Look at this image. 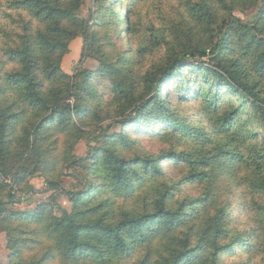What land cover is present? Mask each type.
<instances>
[{
  "label": "trees",
  "instance_id": "obj_1",
  "mask_svg": "<svg viewBox=\"0 0 264 264\" xmlns=\"http://www.w3.org/2000/svg\"><path fill=\"white\" fill-rule=\"evenodd\" d=\"M130 1L135 9L146 0ZM80 2L0 0V176L23 185L39 174L47 186L42 192L25 185L20 197L2 190L0 227L12 239L9 264H48L51 252L24 261L35 238L49 241L66 264H228L240 250L242 260L230 264H259L251 249L264 230L258 226L249 239L233 229L222 186L247 169L253 172L246 186L264 193V0H187L190 25L203 36L198 42L180 44L172 29L158 30L138 54L115 61L103 55L97 73L70 76L62 61L73 40L82 37L85 56H96L91 23L76 15ZM253 8L252 22L235 16ZM124 12L125 20L115 16L116 27L141 35L131 12ZM169 32L174 41H167ZM151 46H167L168 58L137 86L132 67ZM11 64L15 69L7 71ZM195 71L209 72L205 91L204 77L185 80ZM97 76L107 81L103 91L94 88ZM230 94L242 99L226 100ZM106 118L112 125L102 134H96L101 128L82 131ZM54 134L72 139L59 161L46 144ZM144 137H162L168 148L151 153ZM84 138L88 156H71ZM72 168L74 176L85 173L78 193L54 177ZM188 186L200 187V196H184ZM49 191L67 195L74 211L57 217L49 205L32 213L9 209ZM259 210L264 224V205Z\"/></svg>",
  "mask_w": 264,
  "mask_h": 264
},
{
  "label": "rangeland",
  "instance_id": "obj_2",
  "mask_svg": "<svg viewBox=\"0 0 264 264\" xmlns=\"http://www.w3.org/2000/svg\"><path fill=\"white\" fill-rule=\"evenodd\" d=\"M7 0H3L6 2ZM187 0H146L144 2H140L137 7L130 6V0H81L80 8L78 9L76 15L80 19L91 23V37L96 39V56H85L86 53L84 51L85 41L82 37H79L73 40L69 45V52L64 56L62 61V69L63 71L70 75H77L80 71H88L91 73H97L100 69L101 59L98 58L100 56L105 57V59L109 61H115L118 58H121L123 53L128 55L138 54L139 48L144 49L146 45H148V41L151 39L154 32L158 30H170L172 29L177 33L178 43L180 44H189L194 42H198L203 38L202 35L199 34L201 31L200 28H196L190 25V17L185 12L184 4ZM198 1V0H193ZM218 0H210L211 3H216ZM121 3V4H120ZM131 7V9H129ZM259 7V6H258ZM257 8V7H256ZM253 8L247 11H236L235 16L243 20L244 22H252L257 13V9ZM125 10L131 12L130 21L133 23L139 24V28L141 31V35L133 36L127 31L121 32L119 27H116V24L113 20H116L115 16L117 14L122 15V19L125 20L126 13ZM107 14V16H105ZM12 15L16 19H21V17L17 13H12ZM25 19H29L28 16L23 13L21 15ZM103 18L106 20L104 21ZM15 32L20 33L22 31L19 28L18 24H15ZM126 26V24H125ZM127 27V26H126ZM192 30V34L188 33ZM260 38L261 35H258ZM263 38V37H262ZM174 37L170 34L167 38V41H174ZM168 47L166 49L162 46L153 47L147 51H143L139 58H137L134 66L132 67L133 79L136 80V85H143V80L146 74L149 71L153 70V66L159 64L162 60H166ZM0 59L3 61V57L0 53ZM15 69L14 65H9L6 67L7 71H13ZM183 73V72H182ZM189 73V72H186ZM209 72L205 73L196 72L192 73L190 76H186L185 80L190 79H199L204 77L203 82L201 83L202 88H207L206 76H208ZM176 80H178L176 78ZM107 85V81L103 80L101 76L96 77L94 88L98 91H103L104 87ZM217 95V92H216ZM204 94L202 98H204ZM242 95L230 94L229 96H224L226 100L238 101ZM106 98V97H105ZM107 99V98H106ZM74 104V99L70 101ZM106 102L105 104H107ZM186 110V108H184ZM111 109H106V114L110 113ZM193 114H195V110H192ZM105 113L104 109L100 110V116H103ZM134 109L129 110L126 115L133 114ZM111 120L106 118L103 122L97 125V127L93 129H89V127H83V132H93L97 129L96 134L100 135L103 133L102 130L104 128H108L111 126ZM122 128L118 130L121 131ZM148 136V135H146ZM146 140L143 141V147L151 152L158 153L160 151L166 150L168 148V143H164L162 137L156 138V140L151 139L149 137H144ZM72 140V139H71ZM70 139H67L64 135L58 134L57 136L47 138L46 144L49 146V149L55 148L56 151L53 153V158L60 160L64 153L69 152L70 144L72 143ZM54 141L57 143L54 144ZM97 147V145H96ZM90 153V148L87 143V139L84 138L75 144L72 155L77 157H87ZM133 155V150L128 153V155ZM58 170V166H56ZM72 168L69 171H65L64 174L58 172L55 180L63 182V187L70 191L78 193L83 189V179L82 176L85 174L84 172H78L77 176H74L72 173ZM1 171V169H0ZM59 171V170H58ZM253 170L243 169L241 174H235L234 179L231 180L230 183L227 179V182L222 186V197L225 199L227 203H231L232 205V223L231 226L238 233L243 235L245 238H251V233L258 229V226H262L264 230V224H262V219L260 217L259 208L264 205V193L258 191L254 188L249 189L246 186V182H248V177L252 175ZM38 173H43L38 172ZM171 175L176 176V173L173 171ZM242 180V184L240 182ZM245 183V184H244ZM249 184V182H248ZM25 185H29L28 188L35 187V189L39 191H45L46 184L45 179L42 178L39 174H35V176L28 178L25 184H18V181L11 176H6L1 174L0 176V195L3 193V188L6 187L7 192H11L17 197H20L22 194V189ZM201 194V188L198 186H188L184 189V196H188L191 198H197ZM49 205L53 210V214L57 217L63 215V212L71 213L74 211V204L70 201L67 195H64L60 191H49L47 193H35L29 196V199L25 201L23 204H18L14 206H10L9 209L15 213H32L39 208L45 207ZM262 234V231H260ZM264 232V231H263ZM20 235H16V238ZM39 241H42L41 244H36ZM35 244L30 243L28 248L24 249V261L27 263L36 262L39 258H41L47 252H51L48 254L49 260L48 264H66L61 256L48 244L49 241L46 242L45 239L37 240L35 238ZM254 247L251 249V253L254 256L253 261H258L259 264H264V234H262L261 239L257 242L254 241ZM15 243V242H14ZM253 243V242H251ZM10 244H12V239L9 237L8 232L4 231L0 227V264H9L10 256L13 254V251L10 248ZM238 256L234 258V256L229 259L228 264L234 261H240L243 258V253L241 252ZM88 264H96V262H91Z\"/></svg>",
  "mask_w": 264,
  "mask_h": 264
}]
</instances>
